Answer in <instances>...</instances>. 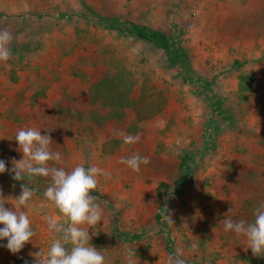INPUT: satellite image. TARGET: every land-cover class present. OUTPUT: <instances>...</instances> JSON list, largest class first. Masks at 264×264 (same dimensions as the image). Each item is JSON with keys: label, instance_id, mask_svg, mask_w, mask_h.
Returning a JSON list of instances; mask_svg holds the SVG:
<instances>
[{"label": "rangeland", "instance_id": "obj_1", "mask_svg": "<svg viewBox=\"0 0 264 264\" xmlns=\"http://www.w3.org/2000/svg\"><path fill=\"white\" fill-rule=\"evenodd\" d=\"M83 4L91 9L87 19L75 16L84 12ZM237 4V0H0V30L12 34L8 45L12 56L0 62V160L6 169L23 156L16 150V132L34 125V116L44 120L51 114L50 122H54L41 121L38 127H48L50 150L61 154V160L50 161L49 166H65L62 152L67 147L63 134H53L62 126L55 116L67 111L69 98L85 100L88 85L102 71L109 76L126 73L134 82L129 95L134 106L112 108L119 118L118 124L112 123L113 130L118 134L153 131L158 134L154 142L159 154L153 160L167 153L181 165L188 159L182 169L190 166V181H185L178 196L166 192L162 198L167 204L161 212H167L172 222L166 220L174 252L182 253L185 264H264V256L255 257L250 248L245 250L243 236L224 231L226 218L251 222L254 210L264 204V37L260 36L264 27L239 26L237 17L228 18L230 13L222 8L232 10ZM62 13L73 18L62 20ZM95 16L133 20L174 36L185 49L191 68L207 85L185 83L177 67H168L164 51L116 29L102 28ZM243 76L250 79V92L240 90ZM211 98L218 101L217 108L211 107ZM19 115H23L21 121ZM160 125L164 126L161 131ZM176 130L181 140L179 134L174 135ZM172 153L176 155L170 157ZM152 165H141L133 175L146 174ZM150 174L155 186L147 182L146 191L151 189L155 201L150 208L144 205V212L152 220L162 205L156 188L164 182L171 193L178 177L162 170ZM12 175L0 173L1 190L17 197L26 184L35 199L26 208L40 214L51 209L43 206L50 178L25 176L16 181ZM131 218L126 228H138ZM42 225L46 228L45 222ZM119 226L124 229L122 222ZM51 239L39 233L16 254L8 251L6 239L0 240V264H12L18 257L34 264L32 254L46 251ZM105 239L112 242L113 237ZM93 246L102 247L105 264L111 260L105 252L110 249L119 253V259L133 251L132 264H167L173 256L157 238L151 243L144 240L141 247L134 245L135 250L120 241L119 246L109 242Z\"/></svg>", "mask_w": 264, "mask_h": 264}, {"label": "crops", "instance_id": "obj_2", "mask_svg": "<svg viewBox=\"0 0 264 264\" xmlns=\"http://www.w3.org/2000/svg\"><path fill=\"white\" fill-rule=\"evenodd\" d=\"M215 1L218 2V0ZM237 1L238 4L235 5L232 10H229L227 6L222 8L224 9V13H230L228 18L234 19L237 17L240 21L239 26L250 27L254 25L264 27V0ZM80 13L81 12H78L77 14ZM143 25L146 26V24ZM263 32L264 31H262V34L260 35L261 37H264ZM102 73L103 74L96 77L92 84L88 85L85 100L69 98L66 105L67 111L63 113L62 116H55L57 117V120L62 123V126L58 127L53 134H63L62 139L67 147L62 152L63 162L66 165L57 168H64L66 171H71L75 166L83 164L86 168L96 166L101 169V173L98 176L97 188L91 193L92 195H95L96 202L100 205L102 210V221H100L94 229L89 228L88 230L90 236L89 242L92 246L97 244V247H99L102 246L104 242H109L111 245L114 243L119 246L120 241L121 244H132L131 249L135 250L137 246L141 247L144 245V240H148L149 243H151L155 242V239L157 238L158 240H163V249L174 256L175 252L172 249V235L170 229L168 232L167 222L164 219L165 213L161 212L163 206L160 205L161 208L160 206L157 208L155 214L152 216V220H150V216L144 212V205H147V207L150 208L155 201L154 196L150 192L151 189L150 191H146L147 182H151L155 186L154 176H152L150 172H159V170H162L163 172L168 171L172 175V178L176 179V177H178V181L182 169L181 162L178 163L175 159H170L167 153H162L161 159L153 160V156L155 157L159 155L158 147H156V142H154L156 135L158 134H153V131H151L152 134H118V132L113 130L112 123L118 124L119 121L118 114L112 109L114 106L105 104L103 100L93 102L88 93L92 85L109 75V73L103 71ZM21 111L22 110L20 109V114ZM16 113L19 114L18 112ZM23 115H19V117L17 116L18 118H16L21 121ZM31 115H33V110H31ZM53 117V114H51L50 117L47 115L46 118L42 120L39 119V117L34 116V123H32L34 125L30 127L39 129L38 125L41 121L44 122V124H50L54 120L53 119L50 122V119ZM163 127V125H160L158 129L162 130ZM73 129L76 131L74 132ZM40 131L41 134H51V132H48V127H45V125ZM174 132L175 136L179 134V139L181 140L182 134L180 131L178 130L177 132L176 130ZM124 135L138 136L139 140L132 145H126L124 143ZM77 142L79 145L76 149ZM87 148L92 149L88 152L86 150ZM135 154H139L142 157H149L150 165L153 164L152 166H155L146 173L147 175L142 173V175L134 176V172L121 163V158L130 157ZM174 155L176 154L172 153L170 157ZM157 168L158 170H156ZM143 174L146 176H144L145 178L143 177ZM132 176L134 177V180L131 178ZM139 179L141 181H139ZM49 183L50 182H47L46 186H48ZM179 193L180 191L169 194H171L172 197H175L178 196L177 194ZM20 194L21 193L15 197L11 192L9 193L8 191L6 192L0 189V195H2L5 200L11 201V199L18 198ZM7 205L12 206L11 203H5L4 207H7ZM23 210L31 215V224L32 227L33 225L35 227V229L32 228L35 233L33 238L39 236V233H46L47 236L52 237V234L48 231L45 217L47 215H57L53 208L47 209L44 213L42 212V214L32 207H24ZM120 213L122 214L121 216ZM131 217L134 218L133 220L135 221V224L137 223L136 225L138 228H126L130 225L129 221L132 222V220H130L132 219ZM43 222L46 223V228H43V225L39 227L40 223ZM120 222L124 224V229L120 228ZM146 224H150L149 226L151 229L148 228ZM38 227L40 228V231ZM93 231L97 232L95 236L92 235ZM107 237H113V243L110 242V240L105 239ZM134 245H136V247ZM24 247H26V245H24ZM101 248L102 247H99L98 250L103 251ZM105 252L110 254L109 258H111V260L108 262L109 264H129V257H131V253H133V251H129L130 255L125 256V259H119V253L116 254L117 252H114V249L106 250ZM158 264H162L161 261L158 262Z\"/></svg>", "mask_w": 264, "mask_h": 264}, {"label": "clouds", "instance_id": "obj_3", "mask_svg": "<svg viewBox=\"0 0 264 264\" xmlns=\"http://www.w3.org/2000/svg\"><path fill=\"white\" fill-rule=\"evenodd\" d=\"M11 40L9 30H0V62L10 60L12 53L8 45ZM14 139L18 145L16 150L23 154L22 159L13 160L11 169H6L5 162L0 160V173L9 171L16 181L25 180V176L50 178L51 183L43 193V206L51 207L57 213L45 217L52 239L46 251L32 254L34 264H105L102 251L90 244L88 231L102 221L100 205L95 195L91 194L97 188L101 169L96 166L86 168L83 164L75 166L71 171L50 167L49 162H59L61 154L50 150V136L41 135L37 128H21ZM138 140V136L124 135L126 145H132ZM121 163L133 172H139L141 165H147L149 160L135 154L121 158ZM33 195L26 184L21 185V194L16 199L9 201L0 195V240H7L6 248L10 253L20 252L35 235L31 220L23 210L32 201ZM5 203H11L12 208H5ZM164 219L171 222L167 212ZM224 231L232 232L237 237L243 236L247 245L245 250L250 248L255 257L264 256V204L254 210L251 222L226 218ZM96 234L92 232L93 236ZM181 255L177 251L174 256H169L167 264H185ZM129 264L132 262L129 261Z\"/></svg>", "mask_w": 264, "mask_h": 264}, {"label": "trees", "instance_id": "obj_4", "mask_svg": "<svg viewBox=\"0 0 264 264\" xmlns=\"http://www.w3.org/2000/svg\"><path fill=\"white\" fill-rule=\"evenodd\" d=\"M83 9L84 12L80 14H75V16L87 19V15L91 13V9L84 4ZM59 17L62 20H71L73 18V15L70 16L68 14L62 13L59 14ZM95 19L104 29H116L124 33V35L128 37H134L136 39L145 41L149 44H152L157 50L164 51L167 56L168 67H177L180 70V73L183 74V79L185 83H198L200 87H204L205 85H207V82L205 80H200L198 78V74L195 72L194 69L191 68L190 59L187 56L185 49L180 48L177 45V42L174 40V36L166 35L161 31L152 29L148 26L137 23L135 21L133 22L131 20L121 21L114 17L104 18L102 16H95ZM236 65H238L237 62ZM126 76H128L126 73H120L119 76H105L90 87L88 91L90 99L93 100V102L97 100H103L105 104L109 106H114L118 109L130 105L134 106L129 100V95L132 91L134 82L130 76V78ZM241 80L244 83L240 86V90H246L250 92V79L248 77L243 76ZM209 103L213 109L218 107V101L215 98H211ZM208 124L210 126V122ZM205 143L210 145V143L208 142ZM187 160V158L184 160V163L181 165V167H183ZM187 167L190 166H186L185 169H181L180 179L176 182V185L174 186V191H171V193L179 192L180 190H182L181 188H183V186L185 185V181H190V179L187 177L191 173L189 169L187 170ZM169 191L170 186L164 182L160 183L155 190L157 198L162 202V206H166L167 204V201L162 198L165 196L166 192L170 193ZM12 264H26V259L23 257H18L13 261Z\"/></svg>", "mask_w": 264, "mask_h": 264}]
</instances>
